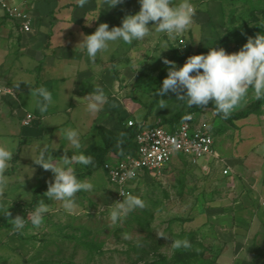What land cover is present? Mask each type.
<instances>
[{
	"label": "rangeland",
	"instance_id": "rangeland-1",
	"mask_svg": "<svg viewBox=\"0 0 264 264\" xmlns=\"http://www.w3.org/2000/svg\"><path fill=\"white\" fill-rule=\"evenodd\" d=\"M6 1L11 3L13 1L26 7L31 12L30 14L40 22L46 16L49 19L52 17L49 12L55 4L54 0ZM58 1L59 4H65L69 0ZM71 1L77 2V0ZM125 2L123 0V3L118 4V8L129 9ZM178 2L179 0H174V3ZM191 2L197 9L195 22L189 31L177 36L174 40H169L164 34L156 33L155 26H152L153 31L142 41H133L130 45L118 41L110 45L112 51L110 57L115 59L109 67L114 69L113 73L116 75V80L111 82L115 100H108L109 103L105 102L102 108L110 104L116 109V119H109V117L97 119L95 113L87 110L86 103H83L85 98L83 95L75 93V96H72L78 83L83 80V74L77 78L73 70L71 72L67 67L68 78L64 83H58V86L54 84L49 91L54 100L50 106L64 109L70 105V101L75 102L72 117L69 118L68 114L64 113L63 118L61 116L52 118L49 123L55 125L63 123L52 130L47 129L44 123H39L38 130L47 129L43 136L26 135L20 118L24 114L23 107L32 109L35 104L36 98L31 94L35 90L29 87L28 83H34L36 80L41 83L42 78L47 74L45 75L44 71L39 74L38 70L27 73L16 72V68L19 67L16 66L15 58L18 55L15 56L12 52L16 46L11 51L7 46L13 26L7 20L0 22V83L3 84L6 81L3 87L9 90L3 94L0 101V144L12 149L17 147L13 153L16 159L10 161L8 167H13V172L6 174L7 189L0 194V215L14 201L29 202L35 187L48 184L52 180L51 171L35 165L30 155L27 154L35 142H42L49 147H58L52 150L51 154L56 157L55 159H59L64 155V150L71 147L65 138V131L69 128L80 131L81 151L84 153L89 145L102 143L103 129H109L116 134L122 133L126 117L152 123L157 122L161 117L169 118L177 111L191 108L186 101H179L175 94L168 93L161 97L164 100L158 99L149 113L145 115L148 104L158 90L157 78L164 65L163 59L170 56L187 57L201 47L212 46L214 41L220 37L219 35L225 31V25L227 29H231L247 21L252 9L264 7V0H228L225 4L230 3V7L224 19L226 22L223 23L220 9L217 6L213 5V16L209 15V4L212 0L208 2L207 0H191ZM93 6V0H88L86 9L92 11ZM102 13L100 16L105 17L106 15ZM252 26L249 36H255L258 32L264 31V18L259 16L258 21ZM247 37L232 38L224 45L225 50L228 52L238 50ZM164 47L168 49L162 50L157 56ZM19 60H21L20 65L30 69L32 68L30 65L35 63L25 55ZM184 61L175 63L179 67ZM108 71L110 72L109 69ZM166 75L167 72L163 74L162 80ZM18 82V88L14 87ZM19 91H21L20 109H18ZM76 97L81 101L80 103L75 99ZM255 100L252 90L249 89L248 96L233 112L246 109ZM162 103L165 105L163 108L160 107ZM125 108L129 110L125 111L126 113L122 112ZM194 113L197 117L201 114L200 111ZM254 113L264 117V101ZM74 116L77 120H74ZM219 121L218 131L223 124L225 128L228 127L227 129L232 131L233 123H228L223 119ZM216 122L217 118L214 124ZM92 124L95 125L94 129H90ZM48 126L51 128L53 124ZM68 154L71 155L70 152ZM32 155L34 156L35 153ZM171 161L160 176L149 175L147 178L138 179L130 186L128 191L139 195L145 201L146 206L143 209L134 210L117 226L111 224L106 208L117 201L114 196L115 189L109 183L102 168L94 170L91 175L80 178L91 181L95 188L93 192L77 193L76 214L67 215L60 208V202H50L44 193H41L39 198L46 203L49 202L53 209L45 215L44 227L32 228L30 222H27V217L35 206H24L27 213L23 230L14 231L11 219L6 226L0 227V264H160V258L165 259V264H185L186 262V264H212L216 255L224 247L220 239L205 235L200 228L205 225L208 217L206 212H210L211 202L215 199L214 195L220 193L221 177L218 170L212 167V161L208 166L200 167V170L189 165L185 161V156L180 152L176 153ZM30 166L34 168L31 176H29ZM75 168L76 171H82L84 166L76 165ZM100 207L106 209L101 212ZM192 232L197 234V241H193L195 243L193 247L197 248L191 251L200 254L181 261L176 254L178 249L172 247L171 240L183 239L185 234ZM148 235L150 237H147Z\"/></svg>",
	"mask_w": 264,
	"mask_h": 264
},
{
	"label": "crops",
	"instance_id": "crops-1",
	"mask_svg": "<svg viewBox=\"0 0 264 264\" xmlns=\"http://www.w3.org/2000/svg\"><path fill=\"white\" fill-rule=\"evenodd\" d=\"M125 1L129 8L127 10L118 8V4L110 8H106L107 4H104L102 8L103 0H93V10L88 11L86 4L81 8L76 5L77 2L71 0L65 4H59L58 0H54L55 4L49 12L52 17L50 19L47 16L42 18L43 22L34 18L26 7L13 1L12 3L6 1L19 7L30 16V28L28 31H23L20 29L19 23L2 14L0 10V22L7 20L13 26L7 46L10 51L16 46L12 51L15 56L18 55L15 58L16 66L19 67L16 68V72L27 73L38 70L40 74L44 71L43 73L47 76L42 78L43 82L40 83L39 80H36L34 83H28V86L34 90L43 87L50 91L54 84L58 86V83L65 82V79L68 78L66 73L68 67L71 72L73 70L74 76L76 75L77 78L83 74V80L72 92L73 97L75 93L83 96L91 94L99 87L106 95V103L114 101L115 93L111 89V82L116 80V75L113 73L114 69L109 68L115 60L110 57L111 47L106 52L98 53L93 61L76 44L82 39L83 34L94 31L100 22H107L110 28L119 26L125 14H132L139 10L138 0ZM226 1L228 0H212V3L209 4L210 17L213 16L212 7L215 5L220 9L221 19L225 23L224 19L230 7V3L229 5L225 4ZM97 12H99L98 19L86 23V20L93 19ZM101 13L107 17H101ZM45 19L47 21H44ZM226 31L227 25H225V31L219 36H222ZM24 55L35 61L34 65H30L31 69L20 65L21 60L19 59ZM13 78L16 77L13 76ZM4 83L6 84V81ZM3 84L0 83L2 87ZM21 91L18 93V109L21 107ZM2 97L3 95L0 97V101ZM35 98L33 108L23 107L24 114L20 118L22 121L26 113L33 114L32 125L24 126L22 124L26 135L43 136L46 128L52 130L63 124L60 123L49 128L50 124L48 123L52 118L62 117L64 113H67L69 118L72 117L71 113L74 111L75 102L70 101V105L64 109L50 106L48 111L41 113L36 104L38 98ZM125 111L129 110L125 108L122 112ZM200 112L198 117H203L210 122L214 138L213 148L218 159L201 160L197 165L191 164L187 158L185 161L198 170L200 167L208 166L212 161V167L214 170H218L221 177L220 193L214 195L215 199L211 202L210 212H206L208 217L205 225L200 228V231L205 235L222 241L224 248L216 255L212 264H264V117L251 113L234 121L232 131L228 130V127L225 128L224 124L218 131L221 118L216 117L209 108L202 109ZM94 115L97 119L108 117L116 119L117 114L116 109L108 104ZM75 116L73 118L77 120ZM126 118L128 119V117ZM216 118L217 122L214 124ZM39 123H44L46 128L38 130ZM94 126L92 124L90 129H94ZM225 167L228 168V173L223 174L222 169Z\"/></svg>",
	"mask_w": 264,
	"mask_h": 264
},
{
	"label": "clouds",
	"instance_id": "clouds-1",
	"mask_svg": "<svg viewBox=\"0 0 264 264\" xmlns=\"http://www.w3.org/2000/svg\"><path fill=\"white\" fill-rule=\"evenodd\" d=\"M87 3L88 0H77V6L81 8ZM121 3L123 0H103L101 7L107 4L106 8H110ZM138 3L139 10L132 14H125L119 26L110 28L107 22H100L94 31L83 34L76 45H79L87 57L94 61L98 53L109 50L111 43L123 41L130 45L133 41L144 40L153 31L152 26H155L156 33L164 34L169 40H174L177 36L189 31L195 22L197 9L191 0H179L178 3H174V0H138ZM98 14L99 12L93 19L86 20V23L97 20ZM166 49L168 47L162 48L157 56ZM163 63L168 67L167 75L155 92V95L159 97L173 93L177 100L186 101L189 107L196 106L201 109H207L211 102L215 106L213 114L222 115L224 118L230 116L248 96L249 89L252 90L255 99H264V31L247 37L242 46L234 52H228L222 46H211L208 47L207 53L188 56L179 67L175 61L167 58L163 59ZM19 82L14 87L18 88ZM31 94L38 98L36 104L41 113L46 112L53 103L51 92L43 87L32 91ZM84 97L83 102L86 103L90 113L99 112L107 99L103 89L99 87ZM66 100L67 97L65 103ZM161 100L164 99L161 98ZM77 101L81 102L79 99ZM160 107L163 108L165 105L162 103ZM80 136L78 129L69 128L65 131V138L71 147L65 149L64 155L59 159H55L56 157L51 154L52 150L58 147H49L39 141L35 142L27 153L35 165L46 171L50 170L53 174L44 196L50 202H60V208L67 215L77 212V193L93 192L95 188L91 181L81 180L76 173V165L87 166L93 163L91 155L81 151ZM16 148L12 149L0 144V194L7 189L6 171L9 162L13 160ZM32 153L35 155L33 156ZM30 169L29 176L34 172L32 166ZM126 176L129 179L135 178V170H129ZM22 179L24 184V175ZM119 193L122 200H117L106 207L113 226L123 222L134 210L143 209L146 206L139 195L124 191ZM106 208L100 207L99 211L103 212ZM52 211L50 203L39 198V204L30 212L27 222H30L33 229H41L44 227L45 215ZM8 216H10L9 211ZM11 222L14 231L23 230L26 224L25 217L20 214L11 218ZM171 245L174 249L191 247V243L186 238L171 240Z\"/></svg>",
	"mask_w": 264,
	"mask_h": 264
},
{
	"label": "built area",
	"instance_id": "built-area-1",
	"mask_svg": "<svg viewBox=\"0 0 264 264\" xmlns=\"http://www.w3.org/2000/svg\"><path fill=\"white\" fill-rule=\"evenodd\" d=\"M0 10L2 14L19 23L21 30H29L28 13L6 0H0ZM8 91L0 85V97ZM32 120L33 114L26 113L22 124L29 126ZM134 123L132 118L126 120V126ZM133 140L136 143L133 153L125 154L121 158L109 153L102 166L109 183L114 186L116 200H122L119 192L128 193L130 186L138 179L149 175L160 176L178 152L193 165L199 164L201 160L218 159L213 148L214 138L210 122L203 117H197L195 113L186 115L173 127L149 126L139 122ZM133 169L136 172L135 178H127L126 173ZM222 173H228V168H223Z\"/></svg>",
	"mask_w": 264,
	"mask_h": 264
},
{
	"label": "trees",
	"instance_id": "trees-1",
	"mask_svg": "<svg viewBox=\"0 0 264 264\" xmlns=\"http://www.w3.org/2000/svg\"><path fill=\"white\" fill-rule=\"evenodd\" d=\"M259 16L264 18V7L261 9H252L250 11V18L247 21L231 29H227V31L222 36H220L214 41L212 46L213 47H221V46L224 47V45L227 42H229L232 38L239 37V36H243V37L249 36L252 31V27H253L252 25L258 21ZM207 51H208V47H201L197 49L195 53H193L192 55L199 54V53H207ZM187 57L170 56L167 59L170 61L182 62L186 60ZM167 67L168 66L164 64L163 67H161L159 71L158 78H157L158 87L162 83L163 74L167 72ZM160 98L161 97L157 95L153 97V99L147 106L148 109L145 115L149 113V110L157 103V100ZM263 101L264 99H260V100L256 99L252 104L247 106L246 109L237 111V112H232L230 116H228L227 118H224L222 115H215V116L225 120L228 123H233L237 119L246 117L247 115L254 113L257 110L258 106L263 103ZM207 108H209L212 113L215 112L214 103L209 102V105L207 106ZM200 110L202 109L194 106V107L186 109L185 111H177L169 118L161 117L160 120H158L157 122L151 123V122H146L143 120H135V123L132 126H126V120H127L126 119L125 128L123 132L119 134H116L110 131L109 129H103L102 131L104 133H103L102 143L89 145L84 151L85 154L91 155V157L93 158V163L90 165L84 166V169L82 171H76L77 176L79 178H82L84 176L91 175L94 170L98 168H102L103 163L107 159V155L109 153L119 158L123 157L125 154L133 153L136 148V143L133 140V134H134V131L138 128L139 122H142L149 126L166 125L168 127H173L176 123L182 120L186 115L190 113H194L196 111H200ZM15 159H16V156L13 157V161H15ZM11 172H13V167L8 168L6 171V174H11ZM47 186L48 184H40L37 187H35L32 193L31 200L29 202L14 201L7 210L1 213L0 227L6 226L8 224V221L18 214L25 217L27 210L24 206L26 205L36 206L39 201V195L46 191ZM8 211L10 213V216H8ZM196 235H197L196 233L192 232V233H187L183 236V239L186 238L191 243V247L188 249L181 248V249L176 250V254L178 255L181 261L184 260L185 258L187 259V257L196 256L200 254L199 252L192 253L191 251L194 248L193 245L195 244L193 241L194 240L197 241ZM147 237H150V236L148 235ZM196 248L197 247L195 246L194 249ZM146 264H149V263H146ZM151 264H158V263H151ZM160 264H165L164 258H160Z\"/></svg>",
	"mask_w": 264,
	"mask_h": 264
}]
</instances>
